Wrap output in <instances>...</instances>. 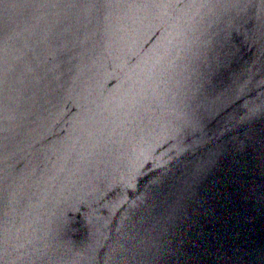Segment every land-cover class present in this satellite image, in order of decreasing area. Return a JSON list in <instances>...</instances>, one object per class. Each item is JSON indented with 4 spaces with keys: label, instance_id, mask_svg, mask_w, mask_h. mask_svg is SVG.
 Masks as SVG:
<instances>
[{
    "label": "water",
    "instance_id": "1",
    "mask_svg": "<svg viewBox=\"0 0 264 264\" xmlns=\"http://www.w3.org/2000/svg\"><path fill=\"white\" fill-rule=\"evenodd\" d=\"M0 264H264V0H0Z\"/></svg>",
    "mask_w": 264,
    "mask_h": 264
}]
</instances>
